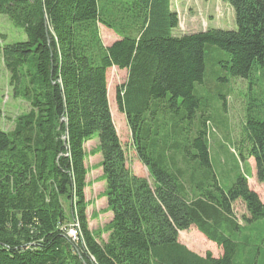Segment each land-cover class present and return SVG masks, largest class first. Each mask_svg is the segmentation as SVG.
Wrapping results in <instances>:
<instances>
[{
  "label": "trees",
  "instance_id": "1",
  "mask_svg": "<svg viewBox=\"0 0 264 264\" xmlns=\"http://www.w3.org/2000/svg\"><path fill=\"white\" fill-rule=\"evenodd\" d=\"M226 2L236 29L176 34L172 0H0V14L26 33L0 51L14 96L29 103L12 130L0 123V264H235L232 235L242 226L233 205L242 200L251 223L264 217V202L244 174L228 189L220 184L209 106L196 87L215 67L209 60L243 79L264 67V0ZM100 24L119 38L106 45ZM112 67L127 70L117 107L149 177L130 167L114 123ZM238 147L264 183V119L251 106ZM99 153L101 213L113 217L93 231L86 158ZM75 221L77 240L66 228ZM192 226L223 254L203 257L181 243L179 233Z\"/></svg>",
  "mask_w": 264,
  "mask_h": 264
},
{
  "label": "rangeland",
  "instance_id": "2",
  "mask_svg": "<svg viewBox=\"0 0 264 264\" xmlns=\"http://www.w3.org/2000/svg\"><path fill=\"white\" fill-rule=\"evenodd\" d=\"M172 1L173 9L177 11L179 16V27L175 30L176 34L205 31L210 28H237L234 9L226 0ZM100 32L106 45L112 44L119 38L113 30L104 24H100ZM24 40H26L24 29L15 25L7 15L0 14V46L3 48L7 44ZM213 50L218 56L220 53L223 54L218 48H213ZM209 62V70L211 66L215 65V67L211 74L207 75V80L203 84L197 85L196 94L205 99L209 106L208 115L211 119L209 129L210 154L218 180L223 188L228 189L236 182L239 175L244 174L248 177L250 188L259 194L261 200H264V183L258 180L255 159L249 158L247 161H243L239 157L241 152L238 147L248 107L251 106V112L254 115L264 119V67H258L250 78L243 79L223 71L222 63ZM127 75L126 69L117 67L108 69L109 103L115 112L114 123L127 151L130 167L137 175L149 177L146 166L139 161L131 147V132L125 115L119 112L117 107V88L127 81ZM218 76L221 79H217ZM28 109L29 103L24 97L14 96L10 85V74L3 62L2 51H0V123L5 130H12L15 118ZM97 143H99L98 138L89 141L86 144L87 152L89 153L95 148ZM97 155H90L86 158V164L90 165L88 170L90 181L99 174L97 165L100 163L98 161L102 160V155L101 153ZM92 188H89L88 192L90 199H86L89 203L87 209L89 216L93 215V212L101 213L106 208L104 201L107 202L104 195L105 181H98ZM103 196L104 200H100ZM233 207L235 216L242 226L241 231L232 235L239 244L234 260L235 264H264V217L247 223L243 217L250 215L245 203L242 200H237ZM108 218H110L109 214L101 213L100 218L95 220L96 224H92V227H95V230L97 226L102 228L109 221ZM102 237L104 239L108 236L104 234ZM179 240L203 257L207 256L208 253H211L213 257H220L223 254L222 248L208 240L195 226L189 230L181 231Z\"/></svg>",
  "mask_w": 264,
  "mask_h": 264
},
{
  "label": "crops",
  "instance_id": "3",
  "mask_svg": "<svg viewBox=\"0 0 264 264\" xmlns=\"http://www.w3.org/2000/svg\"><path fill=\"white\" fill-rule=\"evenodd\" d=\"M172 3H173V1H172ZM97 145H98V143H97ZM97 155V154H96ZM98 156V155H97ZM98 162H100V161H98ZM99 164V163H98ZM87 167L89 168L90 167V165H88L87 164ZM97 171H98V175L97 176H94L92 179H91V181L89 180V174H88V176H87V181L88 182H91V185H88L87 187H86V189H85V196H86V199L87 200H89L90 199V195H88V192H89V188H91V189H93L92 187L96 184V183H98V176H101L102 174H103V172H102V168L101 167H99V165H97ZM96 182V183H95ZM101 182H103V181H101ZM103 191H104V189H103ZM104 200V196L100 199V200ZM263 202H264V200H262ZM104 203H106V207H107V202H106V200L104 201ZM105 208V207H104ZM93 214H95L94 212H93ZM106 214H109V217L110 218H108L109 219V221H111V219H112V217H113V214H112V212H106ZM87 215H88V212H87ZM92 216V215H91ZM91 216H89L88 215V217H89V225H90V229L91 230H93V231H96V230H98V229H100V227H98L97 226V229L95 230V227L93 228L92 227V224H94L95 223V220L97 219H93V220H91ZM99 217L98 218H100V216H101V213H99V215H98ZM109 221H107L106 223H108ZM105 223V224H106ZM96 224V223H95ZM107 236H108V234H107ZM108 238V237H107ZM107 238H104V240H107Z\"/></svg>",
  "mask_w": 264,
  "mask_h": 264
},
{
  "label": "built area",
  "instance_id": "4",
  "mask_svg": "<svg viewBox=\"0 0 264 264\" xmlns=\"http://www.w3.org/2000/svg\"><path fill=\"white\" fill-rule=\"evenodd\" d=\"M67 234H68L73 240H77V239H76V235H74L73 222L70 223L69 226L67 227Z\"/></svg>",
  "mask_w": 264,
  "mask_h": 264
},
{
  "label": "bare ground",
  "instance_id": "5",
  "mask_svg": "<svg viewBox=\"0 0 264 264\" xmlns=\"http://www.w3.org/2000/svg\"><path fill=\"white\" fill-rule=\"evenodd\" d=\"M72 206V205H71ZM76 220V219H75ZM71 221V220H70ZM69 221V222H70ZM67 228V227H66ZM73 228H74V235H76V239H78L79 236V230H80V224L78 221L73 222Z\"/></svg>",
  "mask_w": 264,
  "mask_h": 264
}]
</instances>
